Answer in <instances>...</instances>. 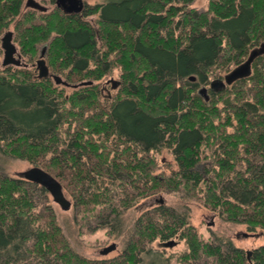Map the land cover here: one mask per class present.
<instances>
[{
	"label": "trees",
	"instance_id": "1",
	"mask_svg": "<svg viewBox=\"0 0 264 264\" xmlns=\"http://www.w3.org/2000/svg\"><path fill=\"white\" fill-rule=\"evenodd\" d=\"M194 1L105 0L86 4L83 16L55 9L23 19L25 52L35 57L45 46L50 69L66 71L70 83H94L66 93L30 70L0 73V150L53 174L76 206L111 208L114 222L102 225L112 230L125 210L160 192L264 230V54L248 77L219 90L210 79H223L219 71L264 42V0H210L206 10ZM19 5L0 0V16ZM93 14L98 28L84 19ZM117 67L118 94L108 100L95 81ZM162 148L176 160L169 173L156 172ZM45 192L0 171V264H32L31 256L40 264H138L144 245L175 237L186 243L185 264L203 255L216 264H264V245L248 258L231 243L205 241L185 212L161 202L136 220L121 255L89 259L72 248Z\"/></svg>",
	"mask_w": 264,
	"mask_h": 264
},
{
	"label": "rangeland",
	"instance_id": "2",
	"mask_svg": "<svg viewBox=\"0 0 264 264\" xmlns=\"http://www.w3.org/2000/svg\"><path fill=\"white\" fill-rule=\"evenodd\" d=\"M41 2L42 0H38ZM86 4L95 5L103 3L105 0H84ZM210 0H195L192 3V7L198 10H206L209 6ZM44 5L49 6L48 1H44ZM55 7L50 5L49 8ZM83 14V12H82ZM42 15L38 13L37 20H41ZM83 16V15H82ZM98 14L89 15L84 17L85 20L89 21L94 28H98ZM42 45L39 46L41 49ZM40 54V52H39ZM39 54L35 58L39 57ZM0 55V73L6 71L2 67ZM35 60V59H34ZM235 66H232V70ZM17 68L13 67V70ZM51 72L60 75L64 80L66 78L65 73L57 72L50 69ZM229 70V71H230ZM229 71H219L222 77ZM121 70L120 68H114L109 74H107L103 79L95 81V83L100 82V91L103 98H108L112 100L118 94V87L112 88L111 83H107L110 79L121 80L120 77ZM213 81L214 77H210ZM85 79L84 81H87ZM52 81L55 83L54 79ZM72 83H80L79 81H71ZM56 84V83H55ZM61 87L65 88L66 93L73 91L72 86H66L59 84ZM203 85L200 86V88ZM210 87V83L206 85ZM121 149L124 148V145H121ZM141 155V153L139 154ZM157 158L159 159L160 167L156 172L165 171L167 173L171 172L172 169L177 167L176 160L173 153L168 148H162L157 153ZM34 164L30 163L27 160L14 158L8 155H5L0 150V171H4L9 175L18 177L19 172L28 169ZM66 197L71 200L72 206L69 210H63L59 204L54 202L51 194L47 191L45 192L49 203L52 205L56 211L57 221L62 227L65 235L67 236L72 248L78 253L93 260L99 259H112L124 252L127 241L135 237L133 228L135 227L136 220L147 211H150L160 204V199L163 200V205L172 206L179 211L185 212L187 219L190 223L196 228L198 234L205 240L213 243H228L232 244L236 248H241L247 253V251H252L255 248L264 245V230L257 228L256 231H249L246 224L233 223L222 218V215L209 207H206L198 199H193L190 197H185L181 193H164L160 192L150 197L141 199L136 202L132 207L125 210L121 217L118 227L115 230L110 229L109 227H104L102 224L104 222H114L116 215L112 213V209L109 208L102 213V208H96L87 210L83 206L78 207L75 204V199L73 194L69 189L63 187ZM42 191L39 189L35 193V198L38 201H41V197L37 198V194H40ZM116 196V199L120 197V194L113 192ZM212 222V224H210ZM247 233V234H244ZM253 234V235H252ZM178 240V244L172 247H164L161 240L157 239L152 243H147L144 247L138 252L140 261L138 264H185L181 258L182 254L187 249L186 243L184 240H179L178 237H175ZM113 243H117V248L111 251L108 254H102L101 251L104 247L109 246ZM32 261V264H40L38 260H34L32 256L29 258ZM195 264H216L213 257L203 255L199 261H194Z\"/></svg>",
	"mask_w": 264,
	"mask_h": 264
},
{
	"label": "water",
	"instance_id": "3",
	"mask_svg": "<svg viewBox=\"0 0 264 264\" xmlns=\"http://www.w3.org/2000/svg\"><path fill=\"white\" fill-rule=\"evenodd\" d=\"M28 5L33 8H38L39 10H45L46 7L41 5L36 0H28ZM56 5L59 7L64 13L68 14H78L81 13L85 7L84 0H56ZM3 47L5 48V58L4 64L8 63H16L20 64V60L15 59L14 53L16 52V48L13 44L10 43V38L6 35L3 39ZM264 54V42H262L259 46L252 48L247 56V58L236 65L232 70H230L223 79H215L211 82V88L214 90L222 89L226 85H230L238 79L245 78L251 75L252 73V65L257 57ZM38 68L40 69L39 78L47 77L49 75V66L45 59L38 60ZM52 78L55 80L57 85L63 84L66 86H72L73 88H78L83 85H91L94 82L92 80L83 81L80 83H70L64 80L58 74H52ZM195 76L192 75L189 77L190 80H195ZM107 83L112 84V88H117L120 85V81L116 79H110ZM207 88L204 86L200 89L201 94H206ZM19 177L28 181H31L35 184L40 185L45 188L52 196L54 202L59 204V206L63 210H69L72 206L71 200H69L63 189L62 183L50 172L45 170L44 168L33 165L28 169L19 172ZM212 224V222L210 223ZM176 241L170 240L166 243V245H174ZM117 248V243H113L109 246H106L102 249V254H108L111 251ZM251 253V251H249Z\"/></svg>",
	"mask_w": 264,
	"mask_h": 264
},
{
	"label": "flooded vegetation",
	"instance_id": "4",
	"mask_svg": "<svg viewBox=\"0 0 264 264\" xmlns=\"http://www.w3.org/2000/svg\"><path fill=\"white\" fill-rule=\"evenodd\" d=\"M36 1H38V0H36ZM44 1L45 2L48 1L50 3V5H53L55 7V9H59L61 12H63L59 7H57L56 0H42L41 2L38 1L41 5L46 7L45 10H39L38 8H33L30 5H28V0H21V5H19L18 12L14 13L10 17H8L7 19H4L2 16H0V55L2 56L1 64H2V67L4 69H8V68L13 69V67H15V68L21 69V70L22 69L30 70L31 72H33L34 78H39L40 69L38 68V60L39 59H45L47 62L46 50H45L46 47L42 46V48L40 49L39 57H37V58H35L36 56L33 57V56L29 55L27 52H25L23 47H21V44L19 43V30H20L19 26L21 24V21L23 19L29 17V16L30 17H33V16L36 17V15L38 16V13L40 15H44V14H48V13L52 12L53 8L51 7V9H50L49 8L50 5L49 6L44 5ZM85 5H86V2H85ZM84 9H85V7H84ZM84 9L82 10V12L84 11ZM82 12L78 13V14H81V16H82L83 15ZM64 14L70 15L68 13H64ZM6 35L9 36L10 43L13 44L16 48V52L14 53L13 57L15 59L20 60V64H16V63L4 64L5 48L3 47V39ZM47 64H48V62H47ZM52 74H54V72H51V70L49 69V75L47 77H42V78H52V76H51ZM42 78H39V79H42ZM159 201L163 202L162 199H160ZM244 234H247V233H244ZM170 240L176 241V243L174 245L178 244V242H179L178 240H176V238H172ZM170 240L162 241L163 246L167 247L166 243L169 242ZM174 245H170V246L168 245V247H172ZM246 255L248 258H251V256H252V254L249 253V251H247Z\"/></svg>",
	"mask_w": 264,
	"mask_h": 264
},
{
	"label": "bare ground",
	"instance_id": "5",
	"mask_svg": "<svg viewBox=\"0 0 264 264\" xmlns=\"http://www.w3.org/2000/svg\"><path fill=\"white\" fill-rule=\"evenodd\" d=\"M35 82V81H34ZM51 154V153H50ZM36 196V195H35ZM175 229V228H174ZM184 231V230H183ZM162 233V232H161ZM191 233V232H190ZM194 233V232H193ZM175 234V233H174ZM169 235V234H168ZM186 235V234H185Z\"/></svg>",
	"mask_w": 264,
	"mask_h": 264
}]
</instances>
